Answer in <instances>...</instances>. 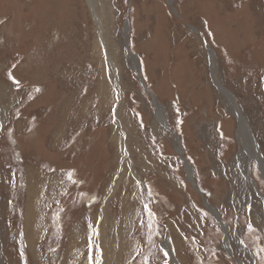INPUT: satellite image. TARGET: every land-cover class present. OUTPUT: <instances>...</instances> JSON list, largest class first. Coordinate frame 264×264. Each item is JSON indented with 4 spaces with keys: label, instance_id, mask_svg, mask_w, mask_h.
Segmentation results:
<instances>
[{
    "label": "rangeland",
    "instance_id": "obj_1",
    "mask_svg": "<svg viewBox=\"0 0 264 264\" xmlns=\"http://www.w3.org/2000/svg\"><path fill=\"white\" fill-rule=\"evenodd\" d=\"M90 3L0 0V264H264V0Z\"/></svg>",
    "mask_w": 264,
    "mask_h": 264
},
{
    "label": "bare ground",
    "instance_id": "obj_2",
    "mask_svg": "<svg viewBox=\"0 0 264 264\" xmlns=\"http://www.w3.org/2000/svg\"><path fill=\"white\" fill-rule=\"evenodd\" d=\"M88 3L90 4V7H91V9H92V12H93V14H94V16H95V18H96V21L98 22V24H99V20H98V17L95 15V13H94V8H93V6H92V4L90 3V0H88ZM213 80H215V79H213ZM217 80V79H216ZM217 84V83H216ZM218 85V84H217ZM219 87V86H218ZM232 108H233V111H234V115H235V118H236V120H237V132H236V138H237V142H238V145H239V148H240V152H239V154H238V157L240 156H243V155H245L249 160L251 159V158H256L257 159V161L259 160V162H260V157H259V155H258V152L256 151V149H255V147H254V144H252V141H251V137H250V134L248 133V129H247V126H246V123H245V121L243 120V118L241 117V115H240V112L238 111V109L236 108V106L234 105V103H233V101H232ZM9 105V104H8ZM119 109V108H118ZM155 117H156V119L159 121V120H161L162 121V112L159 110V109H157L156 110V114H155ZM59 140V139H58ZM179 154H181V153H179ZM239 157V158H240ZM260 168H261V171H262V173H263V176H264V164H260ZM33 170V169H32ZM34 171V170H33ZM186 173H187V176H188V179L190 180V182L192 183L193 181H192V174H191V171H190V168H189V166H186ZM33 173V172H32ZM36 173V172H35ZM35 173H34V175H35ZM29 175V174H28ZM34 177V176H33ZM53 177V176H52ZM34 178H36V177H34ZM41 178V177H40ZM42 179V178H41ZM43 180H45L44 178H43ZM37 181V180H36ZM40 181H42V180H40ZM39 182V181H38ZM37 182V183H38ZM46 182V181H45ZM40 183H42V182H40ZM39 183V184H40ZM253 184V183H252ZM35 185V184H34ZM254 185V184H253ZM36 186H37V184H36ZM39 186V185H38ZM38 186H37V188H38ZM41 186V185H40ZM36 188V187H35ZM36 188V189H37ZM44 188V185H43V187H42V189ZM255 188V187H254ZM256 189V188H255ZM38 191V190H37ZM41 192V191H40ZM36 196V195H35ZM30 199V198H29ZM205 202V201H204ZM33 204V203H32ZM130 205V204H129ZM34 206V205H33ZM32 208V207H31ZM34 208V207H33ZM32 208V209H33ZM208 209H209V211L212 213V214H214L215 216H217L216 215V213L211 209V207H209L208 206ZM34 210V209H33ZM124 213V212H123ZM31 214H32V211H31ZM33 215V214H32ZM32 215L30 216V217H32ZM34 217H36V216H34ZM27 219V218H26ZM29 219H31V218H29ZM31 222H32V219H31ZM104 222L105 223H107V221L106 220H104ZM115 224V223H114ZM118 225V224H117ZM132 225V224H131ZM33 226H34V224H33ZM29 228H27V230H28ZM36 230V229H35ZM111 230V229H110ZM33 231V230H32ZM33 233V232H32ZM28 234V233H27ZM227 233L225 232V239H224V243H225V245H227L228 244V238H227V235H226ZM118 242V241H117ZM28 243H30V242H28ZM31 244V243H30ZM106 244V243H105ZM162 247H163V249H165L166 251H167V253L171 256V260H172V262L175 264L176 262L174 261V258L172 257V253H171V242H170V238L169 237H167L166 239H165V241L162 243ZM104 263V262H103ZM241 263V262H240Z\"/></svg>",
    "mask_w": 264,
    "mask_h": 264
},
{
    "label": "water",
    "instance_id": "obj_3",
    "mask_svg": "<svg viewBox=\"0 0 264 264\" xmlns=\"http://www.w3.org/2000/svg\"><path fill=\"white\" fill-rule=\"evenodd\" d=\"M185 164H187V163H185ZM187 166V165H186Z\"/></svg>",
    "mask_w": 264,
    "mask_h": 264
}]
</instances>
